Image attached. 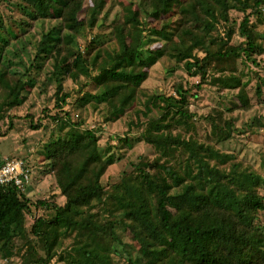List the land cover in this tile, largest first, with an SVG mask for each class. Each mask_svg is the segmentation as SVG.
<instances>
[{
  "label": "trees",
  "instance_id": "trees-1",
  "mask_svg": "<svg viewBox=\"0 0 264 264\" xmlns=\"http://www.w3.org/2000/svg\"><path fill=\"white\" fill-rule=\"evenodd\" d=\"M18 6L24 17L0 21V136L12 128L2 129L11 110L54 86L58 111L50 119L60 134L49 140L43 159L45 176L55 178L65 202L55 195L34 199L25 188L0 184V254L9 258L24 248L22 264H116V256L125 257L123 264H264V175L216 147L233 137L235 124L225 116L233 107L202 116L209 126L203 140L189 90L178 84L166 95L144 88L164 58L185 62L201 88L213 58L251 60L261 53L251 15L264 20V0H21ZM232 10L245 14L241 45L230 44L233 26L225 38L214 36L220 24L233 25ZM97 27L108 34L81 47L77 39ZM28 46L26 65L20 53ZM14 58L23 70L14 67ZM68 80L95 90L74 105L103 111L105 123L132 112L136 121L128 132L139 131L136 141L153 147L156 156L133 162L130 172L106 186L108 169L125 157L114 148H132V137H118L115 147L102 150L98 131L81 129L85 120L75 122L64 111L72 97ZM211 81L239 89L242 107H252L239 76L213 75ZM66 126L72 129L62 135ZM124 227L138 237L139 248L124 241Z\"/></svg>",
  "mask_w": 264,
  "mask_h": 264
},
{
  "label": "rangeland",
  "instance_id": "rangeland-1",
  "mask_svg": "<svg viewBox=\"0 0 264 264\" xmlns=\"http://www.w3.org/2000/svg\"><path fill=\"white\" fill-rule=\"evenodd\" d=\"M20 1L0 0L1 23L5 25L14 24L15 20L24 17L22 10L18 6ZM244 16L243 12L232 10L230 12V22L233 21V25L231 23L220 24L214 36L220 39L225 38L227 30L233 26L234 35L230 44L241 45L244 43L245 38L239 34L238 29ZM251 21L257 24L260 34L259 40L264 48V20L259 21L256 15H251ZM36 28L39 30L38 26ZM105 30L107 29L100 30L97 27L92 31H87L77 39L78 44L84 47L85 42L92 39L95 35H107L108 31ZM219 47L213 48L212 51L216 52L220 48L224 51L223 47ZM197 53L200 57H204L206 54L201 49ZM20 56L27 65L29 56L32 57L30 47L28 46L27 52L21 51ZM14 61L16 62L14 67H18L19 70L24 69L18 63V58H14ZM184 63L178 64L164 58L151 70L150 77L144 83V88L150 92L165 93L166 95L175 94L178 84H182L184 89L189 90L190 108L195 113V118L199 123L197 137L203 140H206L209 126L204 123L202 116L214 113L215 110H227L229 107H233L231 114H225L235 124L233 137L226 142L216 144V147L224 152L233 153L245 167H250L264 175V50L261 53H256L251 60L246 59L244 56L213 58L208 73L209 80L203 83L201 88L196 86L200 82V77L191 76L184 68ZM213 75L239 76L241 81L246 83L245 90L252 107L249 110H245L242 107V102L238 97L239 89H227L213 84L211 81ZM79 89H84V91L80 94ZM65 90L70 91L72 97L69 104L65 106L64 111H68L71 119L75 122L85 120V124L81 129L93 128L98 131L100 145L104 151L110 143L115 147L118 143V137L128 135L129 123L136 121L134 114L128 112L117 120L105 123L103 111L93 110L92 106L86 108L87 110L77 108L74 102L79 100L85 91H95L90 85L83 88L81 84L68 80L65 84ZM54 91V86L50 85L47 93L40 95L36 92L32 93L23 106L11 110L9 113L11 117L6 119L2 129L6 130L9 126H12V128H9L8 134L0 136V160L2 161L9 157L20 158L30 162L32 180L25 187V193L34 199L38 197L49 198L55 195L59 203H64L65 197L62 196L58 189L55 178L49 175L45 176L47 164L43 159L45 157V147L49 140L53 136L60 134L58 131L59 125L50 119V115H55L58 111L54 108ZM61 115L62 117L65 116L64 113ZM157 115L158 113L154 112L153 116ZM38 121L42 122V127L36 130L31 129V124L38 123ZM71 129V126H66L62 135ZM129 135L133 140L132 148L128 149L125 147L122 150L114 148L115 153L119 155L122 151L125 153V157L108 169L103 177V182L106 186L119 180L123 173L130 172L133 169V162L145 157L153 159L156 156L153 147L141 140L136 141L139 131L132 130ZM261 191L264 195V188ZM38 213L41 215L45 211L40 209ZM261 220L264 223V217ZM32 223L33 219L31 215H28L25 221V228L29 230ZM124 231L126 235L124 241L133 243L139 248L138 237L127 227H124ZM18 246L23 247V243L19 242ZM23 252L24 248L17 249L9 258L0 254V264H22ZM124 260L125 257H115L116 264H123ZM51 264L64 263L53 260Z\"/></svg>",
  "mask_w": 264,
  "mask_h": 264
},
{
  "label": "built area",
  "instance_id": "built-area-1",
  "mask_svg": "<svg viewBox=\"0 0 264 264\" xmlns=\"http://www.w3.org/2000/svg\"><path fill=\"white\" fill-rule=\"evenodd\" d=\"M31 167L20 158H5L0 165V184H12L19 188H25L31 183Z\"/></svg>",
  "mask_w": 264,
  "mask_h": 264
}]
</instances>
